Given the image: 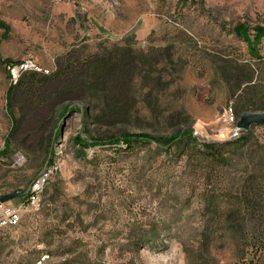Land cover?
I'll list each match as a JSON object with an SVG mask.
<instances>
[{
	"label": "rangeland",
	"instance_id": "374dc122",
	"mask_svg": "<svg viewBox=\"0 0 264 264\" xmlns=\"http://www.w3.org/2000/svg\"><path fill=\"white\" fill-rule=\"evenodd\" d=\"M0 21L9 26L0 24L1 196L51 171L40 209L0 226V264H264V251L239 242L249 200L241 215L237 198H222L223 221L188 149L121 138L190 128L233 136L236 119L223 118L231 104L235 116L241 89H232L248 72L264 102V38L251 48L235 33L240 22L252 34L264 24V0H0ZM118 45L150 54L164 81L146 98L153 83L140 80L122 103L130 111L109 118L80 69ZM26 59L37 67L14 76ZM256 133L264 138V125Z\"/></svg>",
	"mask_w": 264,
	"mask_h": 264
},
{
	"label": "trees",
	"instance_id": "16d2710c",
	"mask_svg": "<svg viewBox=\"0 0 264 264\" xmlns=\"http://www.w3.org/2000/svg\"><path fill=\"white\" fill-rule=\"evenodd\" d=\"M0 24L8 31L7 24L3 21H0ZM235 33L254 48L264 38V24L255 25L252 34L248 24L240 22L235 26ZM157 63L158 61L146 52L118 45L85 59L80 69L81 82L85 87L90 86L92 90L101 91L107 102L104 109L107 117L123 116L130 111V108L122 103L133 102L136 99L138 90L135 86L140 80L153 83L145 93L146 98H151L154 89L163 84V75L158 72ZM261 86L263 83L253 79L251 72H248L247 76L241 78L238 87L232 89L233 93L241 89L233 111L237 120L247 110H264V102L258 101ZM156 99H159V96H156ZM85 115L91 116L90 107L86 108ZM256 127L243 130L239 136L225 142H201L191 128L179 130L168 138L148 133H126L121 138L122 146L128 148H131L134 142L155 140L160 148H162L160 144L163 143L168 145V148L173 146L183 149V153L188 149L192 164L198 170L204 171V190L208 198H211L215 217H222L223 221L229 219V211L222 198H237L233 204L239 205V209L242 210L241 215L246 208L242 198L249 200V207L254 210V214L250 218L244 214L241 217L243 232L240 233L239 242L251 247L256 255L264 251V138H260L256 133ZM80 139L82 142L88 141L81 136ZM112 141H117L115 144L117 146L120 138L117 137L109 142ZM189 144H192V147L187 148ZM6 152L5 150L0 152V156ZM243 165V172L247 173V176L242 177L243 182H241V176L236 177V173L242 171ZM233 172L234 176H231ZM236 183L238 186H235ZM238 219L240 217H237ZM250 224L254 226L255 231L259 229L256 235L247 232Z\"/></svg>",
	"mask_w": 264,
	"mask_h": 264
},
{
	"label": "built area",
	"instance_id": "2783aa9c",
	"mask_svg": "<svg viewBox=\"0 0 264 264\" xmlns=\"http://www.w3.org/2000/svg\"><path fill=\"white\" fill-rule=\"evenodd\" d=\"M37 67L36 64L31 59H26L20 64H16L11 67V71L14 76H16L22 70L27 68ZM231 109H234V106L231 104L228 107V111L223 118V121L228 124V119H236L237 116H231ZM242 131L237 127V135ZM49 169L40 173V175L33 182L31 191L28 195L18 197L19 201L16 206L12 204H7L8 201L0 204V226H6V221L8 220H17L19 214H24L28 211H35L41 207V196L45 187L47 180L49 179ZM1 196V193H0ZM18 225V224H17Z\"/></svg>",
	"mask_w": 264,
	"mask_h": 264
},
{
	"label": "water",
	"instance_id": "95a60500",
	"mask_svg": "<svg viewBox=\"0 0 264 264\" xmlns=\"http://www.w3.org/2000/svg\"><path fill=\"white\" fill-rule=\"evenodd\" d=\"M264 125V110H247L243 112L237 122L236 126L241 130H247L252 126ZM194 134L197 136L198 140L201 142H225L229 139H233L235 137H228V138H215V137H207L203 136L199 132L194 131ZM46 169H43L44 172ZM33 184V180L29 182L25 187H19L13 189L9 192L4 193L0 196V204L6 201H10L17 197L26 196L30 193L31 187Z\"/></svg>",
	"mask_w": 264,
	"mask_h": 264
},
{
	"label": "bare ground",
	"instance_id": "6f19581e",
	"mask_svg": "<svg viewBox=\"0 0 264 264\" xmlns=\"http://www.w3.org/2000/svg\"><path fill=\"white\" fill-rule=\"evenodd\" d=\"M228 120H230V119H228ZM236 126V125H235ZM241 133H239L238 135H237V126H236V130H235V133L233 134V136H231V137H237V136H239ZM230 138V137H229ZM19 160H21V159H19ZM50 174H51V171L49 170V177H50ZM19 215H21V214H19ZM18 215V216H19ZM17 224L19 225L20 224V219H19V217H17V220H8V221H6V225H8V226H17Z\"/></svg>",
	"mask_w": 264,
	"mask_h": 264
}]
</instances>
